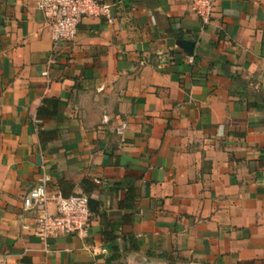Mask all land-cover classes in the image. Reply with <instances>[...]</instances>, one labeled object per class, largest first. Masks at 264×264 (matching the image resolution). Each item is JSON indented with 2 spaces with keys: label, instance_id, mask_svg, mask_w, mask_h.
<instances>
[{
  "label": "crops",
  "instance_id": "1",
  "mask_svg": "<svg viewBox=\"0 0 264 264\" xmlns=\"http://www.w3.org/2000/svg\"><path fill=\"white\" fill-rule=\"evenodd\" d=\"M36 1L0 0V264H264V0H98L73 42ZM42 175L85 239L22 229Z\"/></svg>",
  "mask_w": 264,
  "mask_h": 264
},
{
  "label": "built area",
  "instance_id": "2",
  "mask_svg": "<svg viewBox=\"0 0 264 264\" xmlns=\"http://www.w3.org/2000/svg\"><path fill=\"white\" fill-rule=\"evenodd\" d=\"M214 0H191V9L204 23L210 21ZM36 6L45 16L54 42H73L78 26L84 17L106 16L111 20L109 6L98 0H37ZM48 175H42L38 184L23 197L26 211L35 212L33 226L28 223L22 229L32 230L40 239L57 234H72L85 239L89 233L90 210L85 196L64 197L48 192ZM54 204L52 212L49 203Z\"/></svg>",
  "mask_w": 264,
  "mask_h": 264
},
{
  "label": "water",
  "instance_id": "3",
  "mask_svg": "<svg viewBox=\"0 0 264 264\" xmlns=\"http://www.w3.org/2000/svg\"><path fill=\"white\" fill-rule=\"evenodd\" d=\"M187 44V43H186ZM187 45H190L189 43ZM188 48V47H187Z\"/></svg>",
  "mask_w": 264,
  "mask_h": 264
}]
</instances>
